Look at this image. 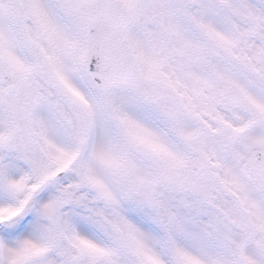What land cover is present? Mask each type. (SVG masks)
Listing matches in <instances>:
<instances>
[{
	"label": "snow or ice",
	"instance_id": "1",
	"mask_svg": "<svg viewBox=\"0 0 264 264\" xmlns=\"http://www.w3.org/2000/svg\"><path fill=\"white\" fill-rule=\"evenodd\" d=\"M0 264H264V0H0Z\"/></svg>",
	"mask_w": 264,
	"mask_h": 264
}]
</instances>
